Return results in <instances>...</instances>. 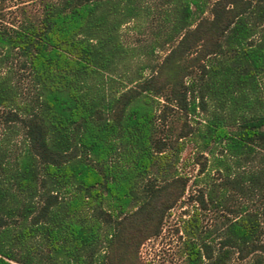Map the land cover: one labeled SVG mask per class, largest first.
<instances>
[{
  "label": "trees",
  "instance_id": "16d2710c",
  "mask_svg": "<svg viewBox=\"0 0 264 264\" xmlns=\"http://www.w3.org/2000/svg\"><path fill=\"white\" fill-rule=\"evenodd\" d=\"M154 12L151 47H168L138 62L119 30ZM263 75L264 0H42L36 19L0 20V264H136L187 180L183 141L158 135L170 102L205 111L176 138L223 177L181 219L185 264H264V207L198 215L227 185L264 195Z\"/></svg>",
  "mask_w": 264,
  "mask_h": 264
},
{
  "label": "rangeland",
  "instance_id": "374dc122",
  "mask_svg": "<svg viewBox=\"0 0 264 264\" xmlns=\"http://www.w3.org/2000/svg\"><path fill=\"white\" fill-rule=\"evenodd\" d=\"M41 3L42 0H0V20L15 25L23 19H36L41 12ZM205 15H208L207 11ZM157 18L158 14L154 12L151 18L146 20L131 19L120 27L122 42L133 47L138 62L156 63L166 52L167 45L151 47L152 43L161 37V35H157ZM143 71L147 73L148 69L145 68ZM261 79L260 92L264 97V75ZM20 84L25 91L27 87L25 77H22ZM159 99L162 101L161 97ZM168 105L162 108L164 110L162 121L156 120L160 127L158 135L168 144L165 149H168L169 152L178 142L183 141V147L178 152L174 167L179 174L185 175L187 180L182 195L165 212L159 231L145 238L139 244L136 264H185L182 235L179 229L181 219L186 217L194 207H198L196 195L204 192L211 183L216 184L214 187H222L223 177L218 171L208 169V160H206L208 154L205 151L199 154L195 142L189 140L186 135L176 138L184 126V121L194 127L205 111L198 110L197 115L189 113L184 115L183 110L174 102H170ZM158 107L161 108V106ZM200 161L204 164L202 169ZM225 193V199L218 205L206 201L205 207L198 208L201 226L212 227L219 222L224 214L233 215L241 205H246L249 209L264 207V195L260 196L257 193L250 196L243 195L228 185ZM203 197H206L205 193H203ZM250 260V254L243 259L232 254L226 264H247Z\"/></svg>",
  "mask_w": 264,
  "mask_h": 264
}]
</instances>
